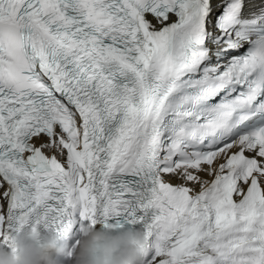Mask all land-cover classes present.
Masks as SVG:
<instances>
[{"label": "snow or ice", "instance_id": "snow-or-ice-1", "mask_svg": "<svg viewBox=\"0 0 264 264\" xmlns=\"http://www.w3.org/2000/svg\"><path fill=\"white\" fill-rule=\"evenodd\" d=\"M217 7L0 0V246L114 221L143 264H264V0Z\"/></svg>", "mask_w": 264, "mask_h": 264}, {"label": "clouds", "instance_id": "clouds-1", "mask_svg": "<svg viewBox=\"0 0 264 264\" xmlns=\"http://www.w3.org/2000/svg\"><path fill=\"white\" fill-rule=\"evenodd\" d=\"M145 238L140 229L112 222L98 229L81 224L71 247L52 230L35 225L23 227L12 236V248L0 246V264H143Z\"/></svg>", "mask_w": 264, "mask_h": 264}, {"label": "bare ground", "instance_id": "bare-ground-1", "mask_svg": "<svg viewBox=\"0 0 264 264\" xmlns=\"http://www.w3.org/2000/svg\"><path fill=\"white\" fill-rule=\"evenodd\" d=\"M246 10H247V9H246ZM54 151H55V150H54ZM56 153H57V152H56ZM57 154L59 155V153H57ZM59 156H60V155H59ZM60 157H61L62 160H64V157H63V156H60ZM199 175L201 176V178H202L203 180H208V181H210V179H211V176H208L205 172H201V173H199ZM167 178L173 180V181L176 182L177 184L181 182V181L177 180L175 177H167ZM187 186H189V187H193L195 191H197V190L199 189V185H198V184H197V185L189 184V185H187Z\"/></svg>", "mask_w": 264, "mask_h": 264}]
</instances>
